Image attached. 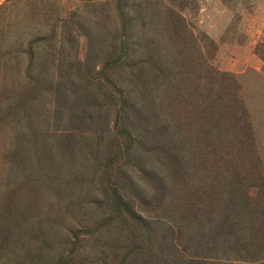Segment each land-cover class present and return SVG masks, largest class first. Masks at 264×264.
I'll return each instance as SVG.
<instances>
[{"label":"rangeland","instance_id":"rangeland-1","mask_svg":"<svg viewBox=\"0 0 264 264\" xmlns=\"http://www.w3.org/2000/svg\"><path fill=\"white\" fill-rule=\"evenodd\" d=\"M121 2L0 0V264H59L69 251L77 264L152 260L151 248L140 252L141 231L115 210L127 205L114 194L152 219L162 264H264V59L256 50L264 39V0ZM170 22L188 26L191 44L181 55ZM123 23L132 24L125 30ZM36 37L43 39L30 72L47 78L37 97L25 82L28 41ZM122 39L132 56L106 64ZM149 41L175 71L191 57L201 74H228L229 96L244 100L247 142L238 144L234 124L225 123L210 138L192 131L181 142L170 123L172 147L158 146L151 131L170 115L150 116L151 125L136 108L122 113V104L139 108L145 100L138 75L149 53L140 46ZM172 153L183 166L176 184L186 182L191 193L187 210L171 207ZM231 165L251 166L245 180L255 182H238L237 172L226 170ZM165 188L167 200L155 204Z\"/></svg>","mask_w":264,"mask_h":264},{"label":"trees","instance_id":"trees-1","mask_svg":"<svg viewBox=\"0 0 264 264\" xmlns=\"http://www.w3.org/2000/svg\"><path fill=\"white\" fill-rule=\"evenodd\" d=\"M121 3V0H116V4L121 5ZM136 6L141 8L142 3L139 2ZM132 10H134L137 15L141 13V11H138L137 9ZM131 24H129L128 26L127 23H123L124 29L127 30L131 26ZM168 28L170 30V40L175 46V51L178 55H181V53L187 50L191 44V40L187 36L188 26L183 23H177V25H175L174 22H170ZM41 39L43 38L36 37L34 39H30L28 41L29 47L26 50V53H30V57L29 68L25 75V82L26 87H28V93H31L35 97L41 94V91L45 88V84L47 81L46 77L40 75L41 71L39 72L40 74L36 75L30 72V67L31 65H33L36 58L34 49L39 46L38 44ZM37 40H39V42H37ZM149 44H152V46H140L141 50L149 52L147 54V59L141 61L143 71L142 74L138 75L139 80L142 81L143 84V91L144 93H146L145 100H143L142 106L139 105V108L137 106L138 103H132L128 105L125 103L122 104V113H126V109L130 110L131 112L130 107L136 108L134 110H138L139 113L142 112V115H144V121L146 122V124L151 125H154V123L149 121L150 116L155 115L154 120H156L164 114L170 115V119L167 120L166 118H164L163 120L166 122L161 123L151 131L152 135L156 138L155 140L157 141L158 146L162 145L163 147H170V143H173L174 139L172 138L175 134L170 132V123H174V126L176 125L177 127H179L180 132L178 133V136L184 137L181 142H188L187 135H189L192 131L196 132V134H201L198 136L207 137L212 132L216 131V128H219L224 123L225 125L234 124L233 129L235 130L236 134H240L241 137L238 144L241 145L244 144V142H247L249 134L246 133L243 129H248V127L250 129V122L247 118V111L244 105V100L237 93H235V95L229 96V93L225 88L230 84L224 82V80H228V74L214 68H204L205 72L204 74H201L199 73L198 68L194 67V61L193 59H191V57L189 58V66H186L179 71H175L172 67V65L175 66L174 62H166L162 59L165 56V54L162 52L163 48L154 41H149ZM116 46L117 47L111 45L112 53L115 54V58L111 59L109 57L106 64L115 65L122 59L126 60L127 58L132 56L133 50L130 47L128 39H122V43ZM256 50L264 59V39L257 45ZM150 52L152 54H150ZM118 53L121 54L117 55ZM49 55L55 61L61 60L60 54L55 55L49 53ZM150 84L154 85L153 89L149 88ZM200 85H202L203 89L202 87H200ZM216 85L217 87L215 88L214 86ZM32 86L35 87V94L29 91ZM238 89L239 88L237 84V91ZM153 91L158 92L156 95H154ZM24 98L28 99L30 97L25 95ZM195 124H198V127H195ZM153 131L156 135L153 134ZM172 157L171 178L174 179L176 189L173 193V199H171V207L175 206L176 208L187 210L191 193L189 194L188 192V186L186 182H184V186L182 187H178L176 184L177 179L179 180L183 175L182 161H180L179 158H176L174 153H172ZM244 168H246L247 170H244ZM251 168V166H243V170H241L238 166L231 165L230 167L226 168V170L228 172L234 170L240 177V179H237V181L242 184H247L248 181L255 182L254 180H245V175H250V171H252ZM158 180L160 182L162 181V179H160L159 177ZM119 186L120 185H117L115 189H117ZM249 186L258 187V184L249 183ZM119 189L127 191L126 187H119ZM238 191L239 188H237L234 193ZM169 192V188H165L162 197H159V195L156 196L154 203L159 204V202H161V204H164L167 200ZM175 194L181 195L180 197H175L174 199ZM246 195H248V193H246ZM247 197H249V195ZM113 199H115V201H117L118 203L121 202L127 205V208H125L126 210H124V207H122L120 204L116 205L115 210H118L119 213V210L121 209V216L126 213L128 217H124L129 221L131 220V224L134 229L137 228L141 231L142 241L144 242L146 247H143L140 252L144 254L146 250L151 248L152 253H150L152 254V260H142L143 264H162L160 258L162 253H160L157 245L156 253L154 252L153 244H155V242L157 244L160 242L159 238L156 240L154 236L152 237V233L150 230L152 219L150 217L143 218L138 214L136 215V213H134L130 209L129 203H127V201L122 198V195L117 196L116 194H114ZM140 202L143 205L145 204L146 199L141 198ZM167 203L168 205H170L169 202ZM153 223L155 222L153 221ZM227 226L228 230L230 224ZM180 232H182V230H180ZM69 253L66 257L60 258L59 264H77L75 262V258L72 256V252L69 251ZM182 255L184 256V254H181V256ZM118 256L119 254H116L115 257L118 258ZM164 259L167 262L165 256ZM200 263L201 262H199V264Z\"/></svg>","mask_w":264,"mask_h":264}]
</instances>
